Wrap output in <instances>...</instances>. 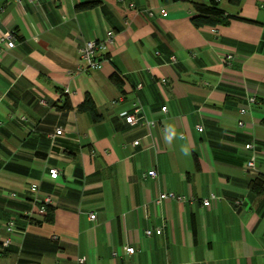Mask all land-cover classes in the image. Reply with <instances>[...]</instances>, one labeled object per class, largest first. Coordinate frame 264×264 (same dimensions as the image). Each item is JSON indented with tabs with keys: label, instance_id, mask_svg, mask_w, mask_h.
<instances>
[{
	"label": "crops",
	"instance_id": "1",
	"mask_svg": "<svg viewBox=\"0 0 264 264\" xmlns=\"http://www.w3.org/2000/svg\"><path fill=\"white\" fill-rule=\"evenodd\" d=\"M218 1L234 18L196 27L193 3L208 0H0V40L8 31L16 42L0 57V241L8 220L18 227L0 264H264V192L249 188L264 176V0ZM84 2L96 5L75 9ZM107 29L102 68L70 73L78 46ZM86 96L101 121L76 111ZM66 99L73 109L60 108ZM136 101L150 130L121 115ZM251 155L255 173L243 168ZM150 169L156 178L143 176ZM33 183L53 197L51 220L26 215L39 205ZM164 191L186 200L157 205Z\"/></svg>",
	"mask_w": 264,
	"mask_h": 264
},
{
	"label": "built area",
	"instance_id": "2",
	"mask_svg": "<svg viewBox=\"0 0 264 264\" xmlns=\"http://www.w3.org/2000/svg\"><path fill=\"white\" fill-rule=\"evenodd\" d=\"M20 1V0H18ZM40 0H28L31 4H38ZM130 8H134L133 4L129 5ZM154 10L149 9L147 10V14L149 16L154 15ZM159 13L163 16L167 14L166 10L161 8L159 10ZM15 38L14 36L6 31L2 33V37L0 40V44H5V47L0 46V57L7 51V49L12 48L15 46ZM114 43V32L111 29L106 30L105 37L103 39H94V40H85L83 41L77 48V54L79 62L76 66L75 71H72L70 73H76V72H86L89 70H99L103 66V62L106 61L107 58V52L109 50V47L113 45ZM158 53V52H156ZM235 60V56L231 53L225 54L222 56V62L224 64H231ZM176 58L174 56H170L169 62L171 64L176 63ZM161 83H166V79L162 78ZM140 87V85L138 86ZM66 93L69 92L67 88L64 90ZM43 102V101H42ZM256 102V96L254 94H251L247 96L246 103L239 108V114L245 115L248 113L249 108ZM160 111L162 113H166L168 111V108L166 105L161 106ZM123 116L125 122L129 125H144L150 130L156 125V122L154 120H148L146 118L143 106L140 104V102L136 101L131 110L129 112L123 111L121 113ZM21 119H24V117H21ZM239 126H243L244 122L242 119L238 120ZM197 130L201 132L203 128L201 126H197ZM150 132V131H149ZM63 133V130L61 128H57L55 135H61ZM53 137V135H52ZM134 146H138L140 144L139 140H134L133 142ZM254 147V143H247L245 144L246 149H251ZM256 157L254 155H251L250 158L246 161L244 164V170L248 173H255L256 172ZM48 176L50 179H55L59 176V171L57 168L52 167L48 169ZM158 175L157 171L155 169H150L146 173L143 174L144 177H152L156 178ZM30 191L37 195L35 200L39 203L38 206L33 207L31 210H29L26 215L29 219L32 220H43L44 217L47 215V206L51 205L53 203V197L50 194H45L42 196L39 195V186L36 183H33L29 187ZM168 199H176L179 201H185L186 197L182 195H176L174 192H167L164 191L159 194V196L155 199V203L158 205L164 200ZM218 199L217 196L214 194H211L208 199H205L203 201L204 206H209L212 200ZM241 202L239 200L236 201V204L239 205ZM90 219L94 220L96 215L94 213H91L89 215ZM18 227L16 224V221L14 219H10L5 224V230L8 233V236L3 238L0 241V246L2 249H5L10 246L12 242V235L17 231ZM163 231V226L157 227L154 230L152 229H146L144 231L146 236H151L154 233L155 234H161ZM125 252L128 254H133L135 252V248L133 246H125ZM86 257H81L78 260V264H85Z\"/></svg>",
	"mask_w": 264,
	"mask_h": 264
},
{
	"label": "trees",
	"instance_id": "3",
	"mask_svg": "<svg viewBox=\"0 0 264 264\" xmlns=\"http://www.w3.org/2000/svg\"><path fill=\"white\" fill-rule=\"evenodd\" d=\"M229 3L233 5L239 6L241 0H229ZM194 8L196 10V14L192 17V22L196 27L203 26H218L226 24L229 19L234 18L231 15H227L226 12L220 7L218 0H208L207 3H199L194 2ZM96 5V2H84L77 4L75 6L76 10H86L90 9ZM113 79L115 83L118 85L121 83V78L115 74L113 75ZM63 110H71L73 109L69 100H65L62 107ZM77 112L89 113L92 121L99 122L102 120V115L98 113L96 106L90 96H86L83 102H81L76 107ZM250 190L257 194H262L264 192V176L259 175L255 179L250 182L249 186ZM52 218V206H47V215L45 217L46 220H51ZM33 222H39L37 220H32Z\"/></svg>",
	"mask_w": 264,
	"mask_h": 264
},
{
	"label": "clouds",
	"instance_id": "4",
	"mask_svg": "<svg viewBox=\"0 0 264 264\" xmlns=\"http://www.w3.org/2000/svg\"><path fill=\"white\" fill-rule=\"evenodd\" d=\"M176 137V131L172 126L168 127V133L166 135V141L171 142ZM182 151L187 154L188 150L187 148L182 149Z\"/></svg>",
	"mask_w": 264,
	"mask_h": 264
}]
</instances>
